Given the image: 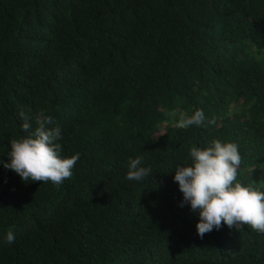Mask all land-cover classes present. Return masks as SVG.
Returning a JSON list of instances; mask_svg holds the SVG:
<instances>
[{"label": "trees", "instance_id": "trees-1", "mask_svg": "<svg viewBox=\"0 0 264 264\" xmlns=\"http://www.w3.org/2000/svg\"><path fill=\"white\" fill-rule=\"evenodd\" d=\"M41 110L80 159L60 186L0 165V264H264L248 226L198 236L173 180L218 139L264 190V0H0V160Z\"/></svg>", "mask_w": 264, "mask_h": 264}, {"label": "clouds", "instance_id": "clouds-1", "mask_svg": "<svg viewBox=\"0 0 264 264\" xmlns=\"http://www.w3.org/2000/svg\"><path fill=\"white\" fill-rule=\"evenodd\" d=\"M20 116L24 119L20 127L25 135L9 142L8 159L0 160V165L14 171L25 183L50 181L60 186L72 177L79 153L61 156L62 129L47 111L36 113L35 128L23 112ZM206 119L204 111L198 109L191 115H182L176 126L199 127ZM188 160L190 163L174 168L173 180L183 196L179 206L188 205L191 212L198 214V236L203 238L225 225L237 230L248 226L257 234H264V190L237 181L241 155L236 143L217 139L204 147L193 146L188 151ZM143 165L142 156L129 159L125 179L141 182L149 177L152 169ZM6 241L15 242L13 232L6 234Z\"/></svg>", "mask_w": 264, "mask_h": 264}]
</instances>
